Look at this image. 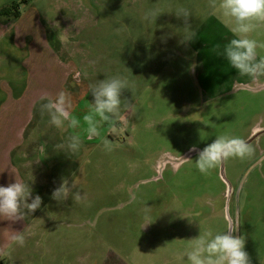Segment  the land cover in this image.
<instances>
[{
	"label": "rangeland",
	"instance_id": "374dc122",
	"mask_svg": "<svg viewBox=\"0 0 264 264\" xmlns=\"http://www.w3.org/2000/svg\"><path fill=\"white\" fill-rule=\"evenodd\" d=\"M15 2L39 13L49 44L80 74L63 89L81 120L80 129H58L41 115V101L34 108L27 134L39 139L32 153L41 164L28 184L42 204L26 217L36 220L19 264H186L181 256L191 239L224 231L228 217L240 224L235 234L245 237L251 264H264V77L240 76L217 55L236 38L228 19L209 0H0V11ZM181 6L192 15V40L174 14ZM152 10L162 12L154 24L143 19ZM251 38L264 43V26ZM257 51L264 57V49ZM117 75L129 81L121 99L136 113H124L129 122L121 134L105 125L100 137L88 139V85ZM9 80L0 79L1 88ZM45 80L52 95L60 79ZM75 131L79 151L57 147ZM222 135L245 139L255 155L201 174L198 151ZM62 179L86 199L53 200ZM146 219L152 222L144 225Z\"/></svg>",
	"mask_w": 264,
	"mask_h": 264
},
{
	"label": "clouds",
	"instance_id": "9594fccd",
	"mask_svg": "<svg viewBox=\"0 0 264 264\" xmlns=\"http://www.w3.org/2000/svg\"><path fill=\"white\" fill-rule=\"evenodd\" d=\"M209 7L213 11H219L228 19L231 24L230 30L236 37L228 42L222 52L217 51V55L223 56L240 76H247L253 80L264 77V57L259 56L257 51L258 48L264 49V43L251 38L252 33L264 26V0H209ZM161 13L160 10H152L146 12L143 19L154 24ZM174 14L184 21L186 30L184 39L192 40L196 33L188 24L192 16L189 9L181 6ZM61 42L66 45L69 41L64 37ZM84 75L86 77L87 73ZM129 88L127 78L119 75L88 85V93L93 97L88 105L87 114L83 116V123L86 125L84 132L88 139L100 137L101 129L105 125L109 128V134L119 135L124 131V126L129 122L128 116L124 113H128L129 116L136 113L132 103L121 99L123 91ZM40 101V113L48 114L52 126L72 130L81 128V120L73 115L75 105L71 93L67 90L61 89L55 96L45 94L40 97ZM106 137L102 138L103 146L107 151H112L113 143ZM82 143L80 133L75 131L68 137L66 145L61 144L57 147L76 153ZM39 149L43 152L44 145L40 144ZM190 151H196L195 147ZM254 155V146L245 139L222 135L198 151L195 164L201 174L210 175L212 170L219 168L229 159L245 161L250 160ZM74 188V183L70 185L67 179H62L59 187L53 190L52 199L58 203H63L69 197L75 202L84 201L86 197L79 191H73ZM41 204V196L33 197L32 188L28 183L15 180L7 186H0V217L11 221L24 220L40 209ZM151 222L146 219L144 225ZM239 226V222L233 221L224 231L214 232L208 229L192 238L181 260L186 261V264H251L249 254L245 250V237L235 234ZM25 239L24 232H13L10 235L14 246L23 247ZM0 258H6L8 264L14 262L11 251L0 252Z\"/></svg>",
	"mask_w": 264,
	"mask_h": 264
},
{
	"label": "crops",
	"instance_id": "0c3cea01",
	"mask_svg": "<svg viewBox=\"0 0 264 264\" xmlns=\"http://www.w3.org/2000/svg\"><path fill=\"white\" fill-rule=\"evenodd\" d=\"M18 10L17 17L0 15V47L6 52L0 55V79H10L4 89L0 86V186L15 180L28 183L41 164L40 158L32 153L39 139L33 133L27 134V130L40 97L51 94L45 79H60L58 88L50 95L55 96L69 79L77 77L73 64L60 58L59 49L49 44L39 13H26L29 9L25 8ZM34 220L11 221L0 217V252L11 251L13 264L23 262L24 246L12 245L10 235L24 232L26 237Z\"/></svg>",
	"mask_w": 264,
	"mask_h": 264
},
{
	"label": "trees",
	"instance_id": "16d2710c",
	"mask_svg": "<svg viewBox=\"0 0 264 264\" xmlns=\"http://www.w3.org/2000/svg\"><path fill=\"white\" fill-rule=\"evenodd\" d=\"M19 3L15 2L13 4H11L10 6H6L4 8L1 9L0 13L2 15H13L15 17H17L19 15Z\"/></svg>",
	"mask_w": 264,
	"mask_h": 264
},
{
	"label": "flooded vegetation",
	"instance_id": "af4514ba",
	"mask_svg": "<svg viewBox=\"0 0 264 264\" xmlns=\"http://www.w3.org/2000/svg\"><path fill=\"white\" fill-rule=\"evenodd\" d=\"M236 192V189L234 190V193ZM236 197L238 198V192H237V195H236Z\"/></svg>",
	"mask_w": 264,
	"mask_h": 264
},
{
	"label": "water",
	"instance_id": "95a60500",
	"mask_svg": "<svg viewBox=\"0 0 264 264\" xmlns=\"http://www.w3.org/2000/svg\"><path fill=\"white\" fill-rule=\"evenodd\" d=\"M227 217H228V216H227ZM228 219H229V224H230L232 221H231V219H230L229 217H228Z\"/></svg>",
	"mask_w": 264,
	"mask_h": 264
}]
</instances>
